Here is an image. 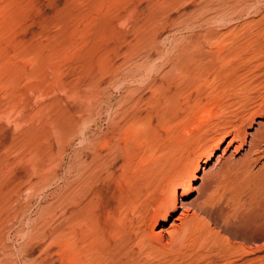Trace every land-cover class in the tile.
<instances>
[{"label":"rangeland","instance_id":"obj_1","mask_svg":"<svg viewBox=\"0 0 264 264\" xmlns=\"http://www.w3.org/2000/svg\"><path fill=\"white\" fill-rule=\"evenodd\" d=\"M217 35L228 48L264 41V0H0V264H67V236L87 229V203L108 194L112 170L129 155L140 167L179 155L189 135H212L218 124H242L247 143L237 152L233 133L202 158L183 201L238 184L264 122L262 113L248 120V97L264 105V88L244 90L251 77L232 87L197 82L194 43L209 37L216 51ZM181 196L164 228L183 212ZM257 244L248 260L264 259Z\"/></svg>","mask_w":264,"mask_h":264},{"label":"bare ground","instance_id":"obj_2","mask_svg":"<svg viewBox=\"0 0 264 264\" xmlns=\"http://www.w3.org/2000/svg\"><path fill=\"white\" fill-rule=\"evenodd\" d=\"M227 38L218 36L216 51L207 48L209 37L194 43L192 58L198 71L194 78L200 85L220 79L232 87L251 77L249 82H242L243 89H263L264 41L241 40L228 48ZM220 65L226 69L224 77L219 73ZM248 98L255 105L250 106L248 114L252 121L257 114H264V105L257 103L255 92ZM205 115H210V111ZM215 128L212 135H189L180 143L179 155L146 159L141 161V167L135 166V157L129 155L128 161L112 170L109 174L113 186L108 188V194L103 198L99 190L93 194L100 205L94 199L87 203L83 219L87 229L67 236V264H264V259L258 257L247 259L263 249L257 242L264 240V166L256 168L264 161V122L253 133L243 156V165L237 171L238 184L217 185L199 204L183 201L193 189L192 180L198 178L202 158L211 161L215 151L233 133L229 144L240 142L237 152L247 143L242 124L232 130L221 124ZM140 139L137 136V142ZM189 161L192 166L181 174V164ZM84 162H91L89 156L84 157ZM229 170L224 166L219 174L223 176ZM179 190L183 212L168 229L164 228L179 209Z\"/></svg>","mask_w":264,"mask_h":264}]
</instances>
